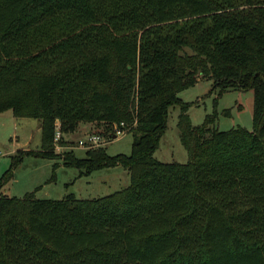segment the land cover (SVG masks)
Masks as SVG:
<instances>
[{
	"label": "trees",
	"instance_id": "16d2710c",
	"mask_svg": "<svg viewBox=\"0 0 264 264\" xmlns=\"http://www.w3.org/2000/svg\"><path fill=\"white\" fill-rule=\"evenodd\" d=\"M203 78L252 89V128L192 124L178 92ZM174 103L185 162L153 155ZM8 109L39 119L40 147L9 155L0 189L25 154L130 180L90 198L0 191V264H264V0H0ZM56 121L105 136L124 121L131 150L57 152Z\"/></svg>",
	"mask_w": 264,
	"mask_h": 264
},
{
	"label": "rangeland",
	"instance_id": "374dc122",
	"mask_svg": "<svg viewBox=\"0 0 264 264\" xmlns=\"http://www.w3.org/2000/svg\"><path fill=\"white\" fill-rule=\"evenodd\" d=\"M218 87L211 79H199L193 85L178 92L182 101L188 102V113L193 125L200 124L206 114H216L214 125L219 129H228L242 125L252 128V89L231 88L218 93ZM228 110V112H226ZM180 105L169 106L166 126L153 155L161 161L187 160V151L179 138L177 119ZM38 118L15 116L8 109L0 112V174L9 164V155L18 149H39L40 130ZM97 127L95 123H80L73 132H62L65 140L56 148L57 152L72 149L76 156L85 155L84 142L87 130ZM132 133L126 131L107 141L108 154L125 153L131 150ZM129 173L122 165L95 168L88 173H80L72 165L64 164L61 157H44L25 154L14 169L13 176L7 181L1 192L22 196L26 191L34 190L39 198H59L73 193L80 198L101 196L129 184Z\"/></svg>",
	"mask_w": 264,
	"mask_h": 264
},
{
	"label": "built area",
	"instance_id": "2783aa9c",
	"mask_svg": "<svg viewBox=\"0 0 264 264\" xmlns=\"http://www.w3.org/2000/svg\"><path fill=\"white\" fill-rule=\"evenodd\" d=\"M126 131H127V127L124 121H120L119 123H116V122L113 123V127L111 131H109V133L106 136L101 133L90 130L86 133L87 140L84 142V147L90 148V147H95L98 145H103L107 141L116 137L118 134L125 133ZM60 137H61V131L59 127V122L56 121V127H55L54 138H53L56 148L60 147V144H59Z\"/></svg>",
	"mask_w": 264,
	"mask_h": 264
},
{
	"label": "crops",
	"instance_id": "0c3cea01",
	"mask_svg": "<svg viewBox=\"0 0 264 264\" xmlns=\"http://www.w3.org/2000/svg\"><path fill=\"white\" fill-rule=\"evenodd\" d=\"M37 125H38V126H37V129H39V130H40L39 123H38ZM88 131H90V130H87V131H86V133H87Z\"/></svg>",
	"mask_w": 264,
	"mask_h": 264
},
{
	"label": "water",
	"instance_id": "95a60500",
	"mask_svg": "<svg viewBox=\"0 0 264 264\" xmlns=\"http://www.w3.org/2000/svg\"><path fill=\"white\" fill-rule=\"evenodd\" d=\"M112 136H114V135H112Z\"/></svg>",
	"mask_w": 264,
	"mask_h": 264
}]
</instances>
